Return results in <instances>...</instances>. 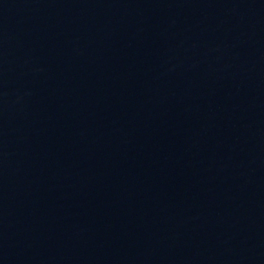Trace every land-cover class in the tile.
<instances>
[{
	"label": "water",
	"instance_id": "1",
	"mask_svg": "<svg viewBox=\"0 0 264 264\" xmlns=\"http://www.w3.org/2000/svg\"><path fill=\"white\" fill-rule=\"evenodd\" d=\"M0 264H264V0H0Z\"/></svg>",
	"mask_w": 264,
	"mask_h": 264
}]
</instances>
